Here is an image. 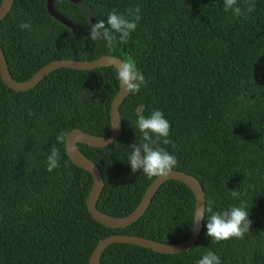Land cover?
Returning a JSON list of instances; mask_svg holds the SVG:
<instances>
[{
	"label": "trees",
	"instance_id": "trees-1",
	"mask_svg": "<svg viewBox=\"0 0 264 264\" xmlns=\"http://www.w3.org/2000/svg\"><path fill=\"white\" fill-rule=\"evenodd\" d=\"M2 0H0L1 5ZM236 16L223 0H54L70 28L47 10V0H15L0 22V45L10 72L25 81L56 59H131L145 76L139 93L120 107L122 134L106 147L78 143L104 178L98 209L113 217L130 214L155 177L131 172L127 155L142 142L137 112L159 109L170 123L171 143L159 146L177 159L173 170L196 177L206 208L239 205L242 194L252 221L243 239L216 243L206 235L176 254L113 243L100 264H197L208 250L221 264H264V0ZM140 6V21L128 42L111 49L91 41L93 18L106 21L115 9ZM244 8L245 0H237ZM31 28L23 30L20 24ZM120 84L113 66L92 70L59 68L34 88L9 89L0 73V264H89L99 241L128 234L163 243L187 240L196 197L179 180L165 181L145 214L125 228L98 222L87 207L93 176L66 150L73 129L94 136L111 133V104ZM246 93L244 99L239 97ZM31 113V114H30ZM65 134L64 143L57 136ZM52 146L60 167L46 170Z\"/></svg>",
	"mask_w": 264,
	"mask_h": 264
},
{
	"label": "clouds",
	"instance_id": "clouds-1",
	"mask_svg": "<svg viewBox=\"0 0 264 264\" xmlns=\"http://www.w3.org/2000/svg\"><path fill=\"white\" fill-rule=\"evenodd\" d=\"M224 10H231L236 16H247L255 9V4L251 0H245L244 8L237 6V0H223ZM141 8L137 5L134 9L128 8L124 13H118L113 9L104 19L91 23L88 38L93 41H104L106 46L111 49L113 43L117 40L126 44L131 34L136 30L141 19ZM20 28L28 30L31 24L24 22ZM117 80L120 87L127 94L135 95L140 92L142 86L146 84L145 76L131 60H122L119 63H113ZM246 93H241L239 99L243 100ZM31 114V113H30ZM136 129L142 137V142L133 144L131 151L127 155V163L130 165L131 172L138 170L149 179L155 177H167L177 165V159L159 145L169 144L170 123L165 118L163 112L159 109L153 110L150 115L145 116L142 111L137 112ZM65 134L57 136V141L64 143ZM60 167V154L56 146H52L50 154L46 156V170L52 172ZM242 194L233 190L231 196L239 200V205H232L225 210L213 211L209 205L207 208L196 209L195 219L193 222H200L205 218V212L210 213L207 216L206 235L212 241L219 243L233 238L243 239L246 233L251 231L252 221L249 218V209ZM197 264H221L219 256L211 251H206Z\"/></svg>",
	"mask_w": 264,
	"mask_h": 264
},
{
	"label": "water",
	"instance_id": "water-1",
	"mask_svg": "<svg viewBox=\"0 0 264 264\" xmlns=\"http://www.w3.org/2000/svg\"><path fill=\"white\" fill-rule=\"evenodd\" d=\"M74 3L80 2V0H69ZM15 0H2L0 5V22L8 15L11 11ZM54 0H47L48 12L58 19L64 25L75 28L76 25L62 14H60L53 6ZM92 23H96L95 20L91 19ZM115 62L119 63L122 61L121 58L105 55L94 60H76V59H56L40 68L32 77L25 81H17L13 78L5 53L0 45V73L3 81L7 84L9 89L17 92L27 91L37 86L47 75L59 68H71L77 70H92L95 68L112 66ZM129 94L123 88H119V92L114 97L111 104V125L112 131L110 134L105 136H94L88 134L80 129H73L66 137V150L71 160L85 170L89 171L93 176V186L87 197V207L92 217L98 222L110 228H125L136 221H138L148 210L152 203L154 196L156 195L162 184L169 180H179L185 183L194 193L196 197V209L200 210L206 208V193L200 184V181L182 171L172 170L167 177L155 178L153 182L146 189L138 206L127 216L124 217H113L106 213L101 212L97 203L104 189V178L99 167L85 156L79 149L78 143L88 144L93 147H106L116 140L122 134V122L120 117V107L125 101ZM195 209V213H196ZM195 219V215H194ZM203 226V220L200 222H193V229L189 238L180 243H163L160 241L152 240L149 238L128 235V234H112L99 241L95 247L89 264H100V259L103 252L113 243H126L133 244L136 246L144 247L153 250L158 253L165 254H176L182 251L191 249L198 241Z\"/></svg>",
	"mask_w": 264,
	"mask_h": 264
}]
</instances>
